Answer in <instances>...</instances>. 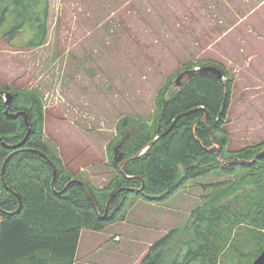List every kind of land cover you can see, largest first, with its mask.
<instances>
[{
    "label": "rangeland",
    "instance_id": "1",
    "mask_svg": "<svg viewBox=\"0 0 264 264\" xmlns=\"http://www.w3.org/2000/svg\"><path fill=\"white\" fill-rule=\"evenodd\" d=\"M13 3L0 0V18L6 16L0 90L9 86L41 100L44 143L99 199H107L105 188L118 177L115 147L123 142V152V138L131 136L129 143L137 125L152 126L156 99L179 90L175 80L186 70L215 66L226 74L225 160L242 149L264 150V0H48L46 39L38 48L20 47L31 36L26 26L14 38L2 36L19 21ZM122 119L130 125L118 132ZM218 173L188 182L161 202L137 201L127 221L112 230L123 236L126 255L115 256L112 245L118 246L111 241L89 258L94 264H132L209 200L212 192L202 186L231 179ZM104 237L83 230L78 257Z\"/></svg>",
    "mask_w": 264,
    "mask_h": 264
},
{
    "label": "trees",
    "instance_id": "2",
    "mask_svg": "<svg viewBox=\"0 0 264 264\" xmlns=\"http://www.w3.org/2000/svg\"><path fill=\"white\" fill-rule=\"evenodd\" d=\"M13 8L19 21L2 36L14 38L26 26L31 36L20 47H41L47 34L48 0H14ZM4 23L6 16L2 15L0 26ZM185 82L168 98L164 93L159 95L155 122L150 127L145 123L137 125L138 132L124 143V158L135 155L153 137L160 136L178 115L193 112L124 167L125 175L143 180V191L118 194L110 205V210L116 209L115 214L104 220L96 215L79 183L84 182L71 174L44 143L41 100L34 93L25 94L9 86L1 89L13 95L10 113L27 114L30 133L21 152L6 164L4 184L2 165L13 150L0 142V264H74L82 230L102 232L109 225L124 222L137 201L161 202L188 182L217 176L220 170L229 173L231 179L202 186L204 191L212 192L209 200L191 211L183 228L171 230L151 244L139 264H252L264 249V157L250 165L221 166L215 153L206 148L219 143L221 158L230 162L225 160L223 149L230 84L198 76L185 77ZM5 109L0 96V139L7 145H16L27 133L24 118L8 117ZM193 123L200 143L191 136ZM129 125L122 119L116 129L120 132ZM221 133L224 136L219 140ZM257 153L252 148L242 149L234 159L251 161ZM52 166L56 170L53 184ZM67 184L65 192L58 194ZM84 184L101 214L117 189L141 187L140 181L126 179L119 171L105 188L109 189L107 199H99L94 188ZM124 194L126 199L116 203ZM101 199L106 200L101 203Z\"/></svg>",
    "mask_w": 264,
    "mask_h": 264
},
{
    "label": "water",
    "instance_id": "3",
    "mask_svg": "<svg viewBox=\"0 0 264 264\" xmlns=\"http://www.w3.org/2000/svg\"><path fill=\"white\" fill-rule=\"evenodd\" d=\"M206 77V78H210L212 79L213 81L215 82H218L220 84H222L224 82V73L223 72H220V69L216 68L215 66H203V67H200V68H195V69H192V70H186L184 71L183 73H180L176 80H175V86H183L186 84V82H182L183 78L186 77L187 79H191V78H194V77ZM0 96L3 98L4 100V103H5V106H6V109H5V114L8 116V117H11V118H15L19 115L23 116L24 118V122H25V126L27 128V133L25 135V137L23 138V140L21 142H19L18 144L16 145H7L5 144L2 139H0V142L2 143V145L4 147H7L8 149L10 150H13L12 153L5 159L3 165H2V172H1V178H2V182L4 184V168L6 166V164L8 163V161L14 156L16 155L17 153L21 152V147L24 145L29 133H30V128H29V124H28V120H27V114L23 111H18V112H15V113H10L9 112V108L11 106V103H12V100H13V95L8 92V91H0ZM193 111H190V112H187V113H182L180 115H178L172 122V124L168 127V129H166V131H164L163 133L159 135H157L156 137H153V139L147 143L146 145H144L142 147L141 150H139L138 153H136L135 155L131 156V157H128V158H124V155H123V152H120L122 150V146H123V142L120 143L119 145H117L113 151V162L114 164L117 165L118 167V171L121 173V175L123 177H125L126 179H134V180H138L141 182V187L138 188V189H132V188H120V189H117L114 193L111 194V196L109 197L108 201L106 202V205H105V208H104V212L101 214L97 208V206L95 205L93 199H92V196L90 194V191L88 189V187L82 183V182H79L85 193H86V196L88 197L96 215L100 218V219H107L111 216H113V214H115V211L116 209H112L110 210V205H111V202L115 199V197L122 193V192H135V193H140L143 191V188H144V182L142 179L138 178V177H128L127 175L124 174V167L134 161V160H137L139 159L143 154H145L149 149L152 148V146L158 141L160 140L163 136H166L168 135L171 130L173 129L175 123L180 120L181 118L191 114ZM205 118H206V113H205V117L202 119V121H205ZM194 137V139L200 143V140L198 139L197 135H196V132H195V123L192 124V135ZM129 136H127L126 138H123L124 142L128 139ZM206 150L208 152H214L215 155H216V158H217V161L220 163L221 166L223 167H232L233 165H235L236 163L240 164V165H250L254 162H256L257 159H261L262 157H264V150L260 151L259 153H257L255 155L254 158H252V160L250 161H243V160H236V159H233V161H230V162H226L224 161L221 156H220V151H221V148H220V144L217 143V142H213L211 148H206ZM52 170H53V179H52V184L55 180V177H56V170L55 168L52 166ZM69 184L66 185V187L60 191V192H57L58 194H62L63 192H65V190L68 188ZM18 201H19V207L17 209V211L20 209V198H18ZM16 211V212H17ZM264 248V247H263ZM252 264H264V249L262 250V252L260 253V255L253 260Z\"/></svg>",
    "mask_w": 264,
    "mask_h": 264
},
{
    "label": "crops",
    "instance_id": "4",
    "mask_svg": "<svg viewBox=\"0 0 264 264\" xmlns=\"http://www.w3.org/2000/svg\"><path fill=\"white\" fill-rule=\"evenodd\" d=\"M133 207L126 214V217H125V221L124 222H118V223L109 225L102 232H97V233H101L103 236H105L104 239L102 240V243L98 247H96L95 249H93L90 253H88V254L86 253L84 257L79 258L78 257V253H79L80 239H81V236L83 234V230H82L81 233H80V237H79V241H78V246H77V249H76V255H75V262H74V264H79V262H80L79 259H81L83 261L84 258H85V263L94 264L93 259H90L89 257L92 255L93 252H95V251H97L99 249H102V250L106 249V246H108L111 243V241L112 242H115L117 244V246H118V248H117V247L113 246L112 243L110 244V245H112L113 254H115V256L120 257L122 255H126V253H124L121 250L122 249V247H121V242L122 241L121 240H122V237L123 236H121V234L118 231H112V230L117 225L124 224L127 221L128 216H129L128 214L133 209ZM114 232L117 233V235L115 234V236L112 237L114 235ZM144 251H146V250L141 251L142 252V255L140 256V258L133 259V260H132V258L130 259V260H132V264H137L140 261V259L145 254ZM126 258L127 257H124V260H126Z\"/></svg>",
    "mask_w": 264,
    "mask_h": 264
}]
</instances>
